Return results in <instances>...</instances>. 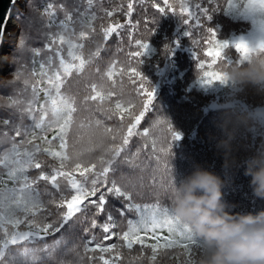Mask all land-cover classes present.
Segmentation results:
<instances>
[{
  "label": "trees",
  "instance_id": "obj_1",
  "mask_svg": "<svg viewBox=\"0 0 264 264\" xmlns=\"http://www.w3.org/2000/svg\"><path fill=\"white\" fill-rule=\"evenodd\" d=\"M159 2L163 6L162 0H137L134 4L136 11L132 15V25L127 24L124 13L127 11L128 0H93L91 7L86 0H28L25 9L18 10L15 14L16 20L20 24V33L17 43L13 44L8 52L10 61L9 70L2 78L11 79L16 71V65L11 62L10 57L14 55L18 48L21 37L25 34L31 23V17H35L33 28L28 41L29 55L39 51L40 55L34 58L39 62H45L51 58L45 48L48 33V17L44 14V9L48 3L54 5L55 19L58 23L65 19L66 12H71L73 20L77 21L76 30H80V23H92L96 32L91 33L88 39L82 41L84 47L79 49L80 54L85 59L83 71L73 73L68 77L61 87V93L70 96L75 101L77 113L73 115V122L68 133L67 153L71 155L73 150L80 151V162L96 161L102 154L95 145L101 139L105 145L119 143L120 136L126 133L127 123L132 122L129 112H136L143 101V97H137L132 91L133 85L126 76H121L122 71L127 70L128 54L138 50L135 45L136 39L148 40L149 48L145 55L141 57L142 63L139 71L155 92L153 107L150 113H146L145 119L137 126L136 132L139 135L133 136L128 146V150L121 155V162L115 166L116 171L108 176L109 182L115 180L125 191L131 193L132 202L136 204L152 205L159 203L162 206L171 207V187L172 181L179 183L194 169L200 168L218 175L224 182L222 192L235 193L236 205L227 210L232 213L256 214L264 210V199L253 194L250 187V176L245 175L247 162L253 157L264 154V137L255 132V119L245 110L235 106L223 104V100L229 95L235 94L240 101H246L249 105H264V87L252 84H240L232 80L214 81L211 84L203 82L202 74L204 70L220 71L221 65L231 68L236 65H245L246 61L235 47V37L250 33L254 28L264 24V13L254 12L246 6V0H190L193 6L199 4L204 9H210L207 16L202 17L201 22L196 27V39L201 35L207 36V29L211 28L217 40L226 43L223 59L217 61L216 65L211 64V57L204 55L207 45L196 49L192 43V37L186 35L190 29L184 23V18L174 13L158 15L151 7V3ZM179 2V0H177ZM29 4L35 9L31 12ZM63 5V8H60ZM119 9L113 17H107L106 12ZM146 9V11L144 10ZM95 13L97 19L92 20L91 14ZM100 17H104L100 19ZM156 17L158 20L152 35L145 31V18ZM139 21V25L135 23ZM109 23H121L125 27L119 30V34H113L104 41L101 26ZM73 25H68V31L57 30L54 26L52 31L56 35L64 34L69 38ZM201 29L203 31H201ZM80 43L81 41H77ZM97 47H101L99 56H92ZM250 47V48H255ZM64 55L67 57V46ZM199 57V59H198ZM203 62L205 68H199V63ZM38 63L36 71L39 72ZM58 64V61L56 62ZM77 63H79L77 61ZM31 69V65H29ZM47 70V69H45ZM53 70L49 73L53 74ZM62 71V69H61ZM109 72L112 73L109 77ZM125 87L121 93V84ZM96 87L103 99L99 97L92 101L86 99L90 95H95L92 88ZM23 87V85H21ZM35 95H34V91ZM3 94H9L10 90H0ZM48 91H52L51 85L47 82V77L41 80L39 75H31L27 91L21 93L18 88L12 95V100H17V104H12L7 96H0V190L7 185L13 186L12 180L8 178V172L17 165L13 163V144H18L21 140H31L32 143L20 145L21 153L33 150V145L41 148L51 147L55 151H61L59 142L53 137L59 131V123L54 122L51 116V100ZM113 91L114 95L108 97L107 93ZM52 94L55 95L54 91ZM217 100V105H212ZM121 103V109L117 110L116 102ZM131 101V104L128 102ZM31 106L35 111L28 113L26 109ZM44 110L48 115L44 116ZM108 110H111L112 119H107ZM121 113L125 119L121 120ZM44 116L41 122V117ZM31 117V118H29ZM5 120L11 121L5 124ZM96 120L102 121V125L118 129L123 125V131L117 135L116 141H111L109 135L103 132L102 127L96 125ZM167 120L173 131L179 134L178 140L171 142L170 153L161 154L159 159L154 155L151 147L154 141H163L170 136L166 131V126L160 123ZM41 124L40 128H35V124ZM19 127L22 135L15 136V129ZM44 129H47L46 131ZM145 130L149 135H145ZM26 134H23L25 133ZM231 133L233 139L232 156L235 164L230 168L224 167L223 151L218 147L219 141L227 138ZM36 136L33 139V136ZM41 137H46L51 141V145L45 143ZM88 149H93L88 151ZM139 150V151H138ZM133 154H136L133 156ZM45 161L46 165L59 167V159L37 154ZM7 157V159H5ZM127 160L128 162H123ZM76 161L69 160L66 163L73 165ZM52 167H46V171L51 172ZM67 170V169H65ZM40 170L30 168L27 174L35 177ZM77 178L78 174H77ZM60 189L55 188L50 182L38 181L33 187L39 193L40 200L47 202L53 197H58L63 190L68 193L67 180L58 177ZM10 202H6L4 208H0V214L7 216L9 212L14 213V218H23L25 213L15 206L9 207ZM87 203V202H86ZM55 211V206H51ZM93 207V206H90ZM123 204L121 200L109 197L105 206L106 213L111 214L115 227L111 229L112 239H105L110 233H104L102 227L93 228L92 219H96L98 225H102L106 220V215L93 216L92 211L86 215L77 213L70 221L64 224L60 232L48 235L46 239H35L34 241H24L16 245H9L4 248V264H103L99 260L100 255L106 259H115V253L85 252V244L93 239L89 248H94L96 244L107 247L117 244L121 252V259L118 264H156L150 262L148 257L151 250L146 249L141 257L139 249L141 246L134 245L132 250L124 247V242L119 240V235L128 229V220H135V212H127L121 215ZM66 210V209H65ZM49 221H55L59 226L61 217L58 215L48 216ZM9 233L12 231H27L25 224H21L14 229L11 224H5ZM162 238L168 235L167 231H159ZM147 243H154L151 233L146 235ZM4 239L3 229L0 228V241ZM59 241V244L56 243ZM48 245L47 252L42 251ZM168 256H158L159 264H182L184 259L181 256L183 249L177 247L166 250ZM79 253V256L77 255ZM95 256L96 259L90 260ZM81 257L83 259L81 260Z\"/></svg>",
  "mask_w": 264,
  "mask_h": 264
},
{
  "label": "snow or ice",
  "instance_id": "obj_2",
  "mask_svg": "<svg viewBox=\"0 0 264 264\" xmlns=\"http://www.w3.org/2000/svg\"><path fill=\"white\" fill-rule=\"evenodd\" d=\"M89 7L92 6L93 0H86ZM137 0H128L127 11L124 13L127 24L130 26L133 24L132 15L136 11L134 4ZM231 2V0H229ZM163 6L159 2L151 3V7L154 8L157 14H167L169 12L184 18V23L189 26V31L186 35L192 37V43L196 49L207 45V49L204 55L211 57V64L208 67H212L217 64L218 60L223 59L224 49L227 47L226 43H222L216 38L215 32L209 28L207 29V36L201 35L200 39H196V27L201 22L202 17L207 16L210 9H204L199 4L194 6L190 4V0H162ZM246 6L249 10L254 12L264 13V0H246ZM31 12H35V9L31 7ZM60 5V8H63ZM119 9L107 11V17H113L115 12ZM146 11V9H144ZM44 14L48 17V33L50 39H47L45 48L48 53L51 54V58L45 62H37L35 60L36 55H40L39 51H35L29 55L28 41L31 39L29 32L34 26L35 17H31V23L25 34L21 37L17 51L10 57L12 63L16 65V71L11 79L3 80L0 79V90H10L9 94L5 95L0 91V96H7L12 100V95L16 89L20 88L21 93L27 91L29 84V78L31 75H39L41 80L47 77V82L51 85L52 91H48V96L51 100V116L54 118V122L59 123V131L53 137V140L59 142V148L61 151H55L51 147L41 148L39 145H33L32 151H25L21 153L19 151L20 145L28 143L31 144V140H21L18 144H13L12 150L14 152L13 163L17 165L15 168L8 172V178L12 180L13 186L9 188L7 185L0 190V208L5 207L6 202L9 203V207L15 206L20 211L25 213L23 218H14V213L9 212L7 216L0 214V228L3 229L4 239L0 241V264H4L3 257L5 256L4 248L9 245H16L24 241H34L35 239H46L48 235H54L60 232L61 228L64 227L68 221H70L77 213L87 214L92 211L93 216L106 215V220L102 225H98L96 219H92L91 226L93 228L102 227L104 233H110L105 239H112L116 233H111V229L116 225L113 221V217L110 212L106 213L105 206L108 204L109 197L121 200L123 204L121 215L127 212H135L137 218L135 220H128V229L124 231L122 235H119V240L124 242V247L128 250H132L134 245L141 246L139 254L141 257L144 256L146 249L151 250V255L148 257L150 262H156L159 264L158 256H168L166 250L173 248H181L183 252L181 256L184 258L182 264H197V260L201 255L202 247L200 242L192 234L191 230L184 225L172 212L170 206H162L159 203L152 205L136 204L132 202L131 193L122 189L115 180L109 182L108 176L110 173H114L117 166L121 162L122 153L128 150L131 138L139 135L136 132L137 126L141 124V121L145 119L146 113H150L153 107V101L155 98V92L152 86L148 83L146 78L143 77L139 71V65L142 63L141 57L145 55L149 48L148 40L136 39L135 45L138 50L128 54L127 70L121 72V76H126L127 80L133 85L132 91L136 93L137 97H143V101L140 104L139 109L136 112H129L128 115L132 117V122L127 123L126 133L120 136L119 143H111L105 145L103 139L98 141L95 145L96 149H100L102 154L97 158L96 161H85L80 162L79 157L82 155L80 151L73 150V153L69 155L67 153L68 144V133L70 126L73 122V115L77 113L75 101L65 94L61 93V87L65 84L68 77L73 76V73H79L83 71L86 63L82 55L77 54L79 49L84 47L82 41L88 39L91 33H95L96 29L89 22L84 24L80 23V30H76L77 21L73 20L71 12H66L65 19L56 22L54 5L48 3L44 9ZM92 20L97 19L95 13L91 14ZM104 17H100L103 19ZM156 17L151 19L145 18V31L148 35H152L154 27L157 22ZM137 26L139 21L135 22ZM72 24L73 27L71 32L68 34L69 38H66L64 34L56 35L52 28L55 26L57 30L68 31V25ZM125 25L121 23H109L107 26H101V32L104 41H108L113 34H119V30L124 28ZM201 31H203L201 29ZM77 41H81L78 43ZM65 46H67V57L66 59L64 52ZM236 49L240 52L243 59H245L252 51L248 44L241 41L235 44ZM101 47H97L96 51L93 52L92 56H99ZM259 50L264 52V43L259 45ZM5 53L0 52V65H4L7 61L4 59ZM199 59V57H198ZM58 61V64L56 63ZM77 61L79 63H77ZM38 63L39 72L36 71ZM31 65V69H29ZM55 66L53 74H49ZM199 68L204 69L205 64L199 63ZM47 69V70H45ZM62 69V71H61ZM112 73L109 72V77ZM203 82L211 84L214 81H224L226 77L222 71H207L204 70L202 74ZM23 85V87H21ZM121 93L125 85L121 84ZM95 95H90L86 99L95 101L99 97L103 99L99 92H96V87L93 85L92 88ZM34 95H35V89ZM108 97L114 95L113 91L107 93ZM17 100H12V104H17ZM131 104V101L128 102ZM116 109H121V103L116 102ZM28 113L35 111L31 106L26 109ZM47 110H44V116H47ZM115 113L108 110L107 119H112ZM121 120H124V114L121 113ZM44 116L41 117V122ZM31 118V117H29ZM11 121L5 120V124H10ZM160 123L166 126V131L170 136V142L168 137H165L163 141H154L151 147L154 150V155L159 159L161 154L170 153L171 142L180 138L179 134L173 131L170 123L167 120H163ZM96 125L102 127L103 132L109 135L111 141H116L117 135L123 131V125L118 129L106 127L102 125V121L96 120ZM41 124H35V128H40ZM45 131L47 129H44ZM23 134H26L23 133ZM145 135H149L148 131L145 130ZM22 132L19 127L15 129V136L19 137ZM36 136H33L35 139ZM43 141L51 145V141H48L46 137H41ZM93 149H88L92 151ZM139 151V150H138ZM46 154L47 156L58 158L60 163L59 167H52L46 165L45 161L40 159L37 154ZM136 154H133L135 156ZM7 159V157L5 158ZM75 160L73 165H69L66 162L69 160ZM123 162L127 163V160ZM46 167H52V171H46ZM30 168L39 169L40 172L35 177H30L27 174V170ZM67 169V170H65ZM77 174L78 177L77 178ZM58 177H62L67 180L68 193L65 195L64 191H60L58 197H53L47 202L40 200L39 193L33 187L38 181L50 182L55 188L60 189V183ZM3 183V181H0ZM87 202V203H86ZM55 206V211L51 206ZM93 206V207H90ZM66 209V210H65ZM58 215L61 217V223L59 226L56 225L55 221H49L48 216ZM5 224H11L14 229L18 228L21 224H25L28 228L27 231H12L9 233ZM166 230L168 235L164 237L159 236V231ZM151 233V238L155 241L154 243H147L145 236ZM94 239V238H93ZM93 239H90L85 244V252H95L99 249L100 253H115V259H106L104 255L98 257L99 260L103 261V264H118L121 259V252L117 247V244H111L107 247L102 244H96L94 248H89V245L93 243ZM59 244V241H56ZM48 245L44 246L42 251L47 252ZM79 256V253H77ZM83 257H81V260ZM90 260L96 259L95 256L90 257Z\"/></svg>",
  "mask_w": 264,
  "mask_h": 264
},
{
  "label": "clouds",
  "instance_id": "obj_3",
  "mask_svg": "<svg viewBox=\"0 0 264 264\" xmlns=\"http://www.w3.org/2000/svg\"><path fill=\"white\" fill-rule=\"evenodd\" d=\"M244 59L246 64L227 68L221 65L228 80L264 87V52L259 46ZM233 136L219 141L224 167L235 164ZM253 194L264 199V154L247 162ZM221 178L197 166L177 185L172 181L170 199L174 215L200 242L202 252L197 264H264V210L256 214L232 213L223 199Z\"/></svg>",
  "mask_w": 264,
  "mask_h": 264
},
{
  "label": "rangeland",
  "instance_id": "obj_4",
  "mask_svg": "<svg viewBox=\"0 0 264 264\" xmlns=\"http://www.w3.org/2000/svg\"><path fill=\"white\" fill-rule=\"evenodd\" d=\"M28 0L25 1V5L23 9L26 8ZM22 9V8H21ZM20 9V10H21ZM15 33L14 35H17V39L13 41V43H17L19 33H20V24L17 21L16 27L14 28ZM16 38V36H14ZM245 42L246 44L249 45V47H254V46H259L261 43H264V24L259 25L258 27L254 28L250 33L248 34H243L235 37V44L238 42ZM8 64V69L6 70L8 72L9 70V65L10 61L8 59L7 61ZM6 74V73H5ZM0 77L2 79L4 75ZM234 93V92H232ZM230 94L229 97L225 98L223 100V104L230 105V106H235L239 109L247 111L254 119H255V124H254V129L255 132L263 135L264 137V105L263 106H251L249 105L246 101H240L241 99L237 98L235 94ZM214 106L217 105V100L213 102ZM223 199L224 201L230 206L229 208H233L236 205V196L235 193L231 192H223Z\"/></svg>",
  "mask_w": 264,
  "mask_h": 264
},
{
  "label": "bare ground",
  "instance_id": "obj_5",
  "mask_svg": "<svg viewBox=\"0 0 264 264\" xmlns=\"http://www.w3.org/2000/svg\"><path fill=\"white\" fill-rule=\"evenodd\" d=\"M20 4V3H19ZM21 5V4H20ZM15 20H9L7 19V21L4 23V27H3V32H2V37H3V41L5 42H0V52H4L5 53V57L4 59L6 61H8L9 57H8V52L9 49L13 43L14 40V34H15ZM4 43H6V45H9V49H6V47L4 46ZM7 63L4 65H0V77H1V72L3 69H6Z\"/></svg>",
  "mask_w": 264,
  "mask_h": 264
},
{
  "label": "water",
  "instance_id": "obj_6",
  "mask_svg": "<svg viewBox=\"0 0 264 264\" xmlns=\"http://www.w3.org/2000/svg\"><path fill=\"white\" fill-rule=\"evenodd\" d=\"M17 1L18 0H0V42H3L2 32L4 23L7 19L10 20L11 16L15 13ZM5 73H7V71L2 70V74Z\"/></svg>",
  "mask_w": 264,
  "mask_h": 264
}]
</instances>
